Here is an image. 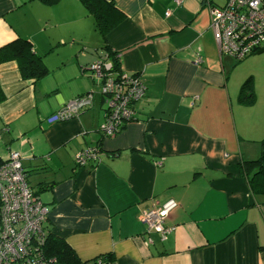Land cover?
I'll return each mask as SVG.
<instances>
[{
	"label": "crops",
	"instance_id": "1",
	"mask_svg": "<svg viewBox=\"0 0 264 264\" xmlns=\"http://www.w3.org/2000/svg\"><path fill=\"white\" fill-rule=\"evenodd\" d=\"M103 1L123 15L105 37L81 0H0V48L27 39L47 69L23 78L16 61L0 62V160L20 152L50 233L81 262L111 254L110 264H264V194L250 183L264 108L255 93L240 100L213 37L207 6L227 0ZM110 52L145 92L134 119L105 137L88 65ZM89 91L76 117L47 122ZM88 147L97 159L76 165ZM169 199L178 205L163 239L141 214Z\"/></svg>",
	"mask_w": 264,
	"mask_h": 264
},
{
	"label": "built area",
	"instance_id": "2",
	"mask_svg": "<svg viewBox=\"0 0 264 264\" xmlns=\"http://www.w3.org/2000/svg\"><path fill=\"white\" fill-rule=\"evenodd\" d=\"M181 4L183 0H175ZM210 28L220 55L242 60L264 47V0H227L223 6H207ZM99 87L104 105L103 121L98 127L105 137L113 136L134 119L133 103L143 98L145 87L138 74L115 71L108 57L88 65ZM89 91L71 99L46 118L47 122L64 121L78 115L79 109L92 103ZM97 147L75 154L76 165L97 159ZM174 199L142 211L146 232L165 238L171 228L165 225L169 213L177 207ZM47 207L34 194L21 164L19 151L11 150L0 160V264H56L44 256Z\"/></svg>",
	"mask_w": 264,
	"mask_h": 264
},
{
	"label": "trees",
	"instance_id": "3",
	"mask_svg": "<svg viewBox=\"0 0 264 264\" xmlns=\"http://www.w3.org/2000/svg\"><path fill=\"white\" fill-rule=\"evenodd\" d=\"M81 1L94 16L96 26L104 37L123 17L121 13L112 14L109 12L103 0ZM260 50H264V47L255 52ZM107 55L113 64L114 70L119 71L120 64L117 57L111 52ZM9 60L17 62L23 78L39 79L47 73L41 58L33 52L32 45L27 39L19 37L0 48V62ZM250 84L251 78H248L240 86L239 97L242 102L252 103L254 100V93ZM261 143L264 146V139H262ZM251 164L257 168L250 181L252 191L264 194V150H262L260 157L252 161ZM34 194L37 195L35 191ZM45 227L47 234L43 244L44 256L48 259H55L56 264H110L112 262L113 257L111 254L100 255L90 263L81 262L67 243L50 233L46 224Z\"/></svg>",
	"mask_w": 264,
	"mask_h": 264
},
{
	"label": "rangeland",
	"instance_id": "4",
	"mask_svg": "<svg viewBox=\"0 0 264 264\" xmlns=\"http://www.w3.org/2000/svg\"><path fill=\"white\" fill-rule=\"evenodd\" d=\"M222 5L223 3H216ZM224 59L232 62L231 77L239 78L240 85L248 78H251V89L257 97V105L264 108V50L252 53L242 60L230 58L224 54Z\"/></svg>",
	"mask_w": 264,
	"mask_h": 264
}]
</instances>
